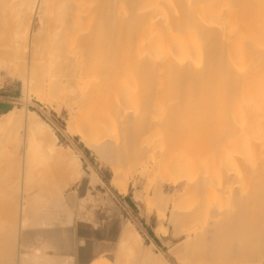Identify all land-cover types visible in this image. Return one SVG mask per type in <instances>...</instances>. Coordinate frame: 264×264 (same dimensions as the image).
I'll return each instance as SVG.
<instances>
[{"label": "bare ground", "instance_id": "6f19581e", "mask_svg": "<svg viewBox=\"0 0 264 264\" xmlns=\"http://www.w3.org/2000/svg\"><path fill=\"white\" fill-rule=\"evenodd\" d=\"M13 35L15 39L11 41ZM9 43H12L18 61L12 65L0 64V69L10 72L9 68L15 67L40 98L58 100L59 105L67 109L72 122L70 129L113 165V184L124 195L128 194V184L122 181L119 166L144 154L145 173L150 169H173L176 177H170L172 186L190 187L203 194V189L212 184L208 176L190 177L187 173L189 164H185L187 162L183 161L182 150L179 149L183 144L175 143L178 141L176 136L183 131L178 120L201 113L207 121L203 116L204 120L198 118L208 131H223L234 137L240 148L234 164L240 171V177L249 182V189L246 193L236 192L240 193L234 199L238 204L235 210L239 219L235 220L237 223L230 222L232 216L228 211L226 221H229L220 220L214 226L226 229L220 241L235 236L232 249L240 251V254L220 253L215 256L216 246L211 247L210 256L215 254L218 264H225L228 259L258 264L264 259V0H0V54L1 46ZM160 106H164L162 112L166 111L175 118L174 123H164L165 120L157 117ZM217 112H221L220 116L209 122L208 115L213 117ZM15 116L12 110L0 117V186L3 180L9 185L18 180L13 190L21 185V181L24 184L27 181L28 185L24 186L31 189L37 182L52 180L55 175L64 181L62 177L66 180L69 177L67 181L70 183L78 180L80 174L77 175L76 167L79 160L75 154L56 149L51 151L56 165L60 169L63 167L58 173L54 170L58 166L46 163V168L40 166L41 161L38 165L42 171L37 166L36 170L33 168L36 160L30 162V150L25 148L28 140L18 147L17 152L18 148L13 146L11 136L6 132L14 124ZM41 124L40 119H35L32 124L26 123V135L37 137L41 140L39 143H53V140L46 142L40 139L44 134ZM30 127L35 130L31 131ZM192 127L188 130L190 134L206 131L205 128L201 131ZM199 127L202 126L199 124ZM172 138L175 149L164 158L166 149L160 148L159 143L162 139ZM208 141L198 145L208 149L212 147ZM128 150L132 156L127 154ZM31 151L36 159V152ZM48 151L45 149L47 154ZM51 152L44 154L46 158L51 156ZM54 160L51 162L55 165ZM4 166L7 171L3 170ZM37 170L41 173L47 171L50 178L46 173V176L37 172L34 175ZM52 172L58 174L53 176ZM92 174L91 182H102L94 171ZM227 176L235 175L229 173ZM33 179H36L34 183ZM5 187H0V264H13L14 259L9 261V256L16 249L18 214L22 218L21 229H24L20 232L23 243L27 230L41 228L48 232L52 228L64 227L69 219L64 222L59 217L71 214V209L68 211L67 204H61L59 199L54 201L45 197L41 190L38 199L37 196L33 198V206L29 207L30 197L28 199L26 194L30 189L24 188L23 194L29 202L21 198L24 202L18 211L15 205L19 202V194L17 192V196L15 192L19 189L14 194L13 190L6 191ZM3 197H7L6 200ZM210 209H214L211 210L214 214L219 211L214 212L218 209L215 207ZM173 214L175 221L176 214L181 213L176 208ZM215 227L208 230L214 231ZM160 231L166 234L165 228ZM215 233L218 235L219 231L208 235ZM209 239L211 242V236ZM192 246L186 241L172 254L181 258V252L188 254L186 250ZM192 249L197 251L199 258L210 253L209 248L206 249L208 253L205 249ZM13 254L11 258L15 257ZM207 260L210 261L208 257ZM160 261L168 264L165 259ZM215 261L210 263L216 264Z\"/></svg>", "mask_w": 264, "mask_h": 264}, {"label": "rangeland", "instance_id": "374dc122", "mask_svg": "<svg viewBox=\"0 0 264 264\" xmlns=\"http://www.w3.org/2000/svg\"><path fill=\"white\" fill-rule=\"evenodd\" d=\"M9 23H11V22H9ZM14 39H15V36L14 35L11 36L10 40L13 41ZM11 44L12 43L1 46L2 50H1V54H0V64L8 63V64L12 65V63L14 64V62L17 63L18 60L15 56V50L13 49ZM10 68H9L10 72L5 71L3 69H0V117L2 115L9 113L12 110H14V112L16 113V116L14 117L15 118L14 124H11L10 130L9 129L6 130V132H8L9 135L11 136L10 140H11L13 146L18 148L20 145L24 144L28 140V142H26L27 143L26 146L28 145V147H25V148L26 149L28 148L27 149L28 151L30 150L29 153L27 151L28 156L31 157L30 162L32 163L33 160H36L33 163L35 165L33 168L35 169V167L37 166L36 168L38 169V167H39L40 169H38V170H41V171H42V168L40 166L46 167L45 166L46 163L48 166L50 164H53L51 166H54V167L58 166V169H54V167H53V169L57 172H58V170H59V172L61 170H63L62 166L60 169L59 165H56V161L52 158L53 153L51 151H53L54 149L60 150L63 152L68 151L72 154H75L76 157L78 158L79 165H77V167H76V173H77V175L80 174L78 180H75V182L70 183V180L67 181L69 179V177L67 180H66V178L62 177L63 179H65V181H64V180H61V178L59 177L61 175L60 174L58 176L60 178V180H59L56 177L57 175H55V174H58L59 172L58 173L54 172L55 174H53V172H52L53 176L55 175V177H53L54 179L52 177H51L52 180L46 179L47 177L46 178L44 177V179H46L45 181L37 182L36 183L37 185H34V186H32V184L29 183L30 184L29 187H31V186L33 187L31 189L28 187L27 188L25 187L26 185H28L27 181H26V184H24L22 181L21 182L19 181L21 185H19V187H16L17 189H19V191H16L17 189L13 190V189H15L14 184L17 183L18 180L16 182L13 181L14 183H11V185L7 184L6 183L7 181L3 180L2 181L3 185L0 186L1 188L6 186L5 187L6 191L7 190L12 191L13 190V193L16 191L15 193L17 196L19 194V198H18L19 202L17 205H15L19 208L14 207L15 209H17L19 211L20 207L22 206V204L24 202L23 201L24 199H21L23 197L25 198L24 188L30 189L28 193L26 192L27 193L26 195H28V199L30 197V200H29L30 202L25 198L27 203L29 202V207L33 206L31 204V200L33 198L35 199V197L37 196L36 199H38L39 191L41 190L45 197L51 198L54 201L59 199L58 201L61 202V204H65V205L67 204V206H66V208H68L67 210L69 211L71 209V211H69L71 214H67V216L71 217L70 218L71 221L73 220V217H72L73 214H93V212H95V211H98L99 214H105L106 212L111 211L112 208H114L115 206L119 207V206L123 205V202L125 200L124 197L127 196L128 194H130V196L134 197L135 201H137L141 206H143L145 208L147 214H154V213L159 214V216L164 221L167 220V214H170V216H171L170 224L173 226L174 236L177 238V245H178L177 247L182 245L186 239H187L186 240L187 242L193 244L192 247L196 248L197 250H200V248L205 249L204 251H206V253L209 252L211 247L215 248L216 246H218L217 251H214L215 254L217 253V255L213 254L212 256H210V254L213 250L212 251L210 250V253L205 255L208 257V259H210V261H208L207 257H204V256L203 257L206 259H204L202 257L199 258L198 255L196 254L197 253L196 250H194V249L190 250L192 247L190 249L186 250V251H189L188 254H187V252L182 251L181 252L182 255L180 254V256H181V258H180V257H178L179 255L177 256V255L172 254V251L175 248H177V247H175L172 251H170L171 258H172V261L174 264H203V263L204 264H212L210 262H214L216 260L214 257L220 255V253H222L221 255H225V253L227 255H229V253L231 255H233L235 253H236L235 255L240 254L239 253L240 251H237L235 249H234L235 250L234 251L232 249V243H233L232 240L235 239V236L233 235L234 238H232L231 237L232 235H231L230 237L232 239L229 237L231 240H228L229 238L225 237L228 239L226 240L224 238L223 239L225 242L224 243L222 240L220 241V238H221V236H224L226 229L224 228V226H221L220 228H217V226L216 227L214 226L220 220H224L225 223L228 222L229 220L226 221L228 219L227 214L230 212H231L230 213L231 215L229 214V216L230 217L232 216V221H230V222H234L235 220L236 221L239 220L237 211H235L238 209L237 208L238 204H235L236 202L234 200L235 198L237 199V196H236L237 193L236 192L241 191V192L246 193V191H248V189H249V182L244 181L240 177V171H239V169H237V166L234 164V158L238 154V151L240 149V148L238 149V146L235 142L234 137L227 136L226 133L223 131L213 132L211 129H209V130H211L212 132L208 131V129L205 128L206 126L204 125V123L202 122V124L205 127H203V125L200 122L201 121L200 119L203 116V114H201V113H199L200 115L197 114L196 116L195 115L192 116V117H194L193 119H192V117L188 118L190 120H188L187 118H183V120L182 119L178 120V121H180L178 123L182 126V129H183L182 132L184 134L182 132H180L178 134V136H176L177 137L176 139L178 141L175 140L176 141L175 143L179 142L180 144H183V145H181L182 147H180L179 149H180V151L182 150V152H180L181 153L180 155H181L182 159H184L183 161L187 162V163H185L186 165L189 164L188 165L189 168H188L187 173L189 174V176L191 175L190 177H194V175L195 176H201V175L208 176L213 185L212 184L207 185V187H205L203 189L204 191H202L203 194H200L199 192L197 193V191H195V190L193 191L190 187H182L181 188V186L180 187L179 186H172V180L170 179V177L174 179L175 173H174L173 169H169L166 171L150 169L148 172L145 173L144 167L146 166V158H145V154H144V156L139 158V159L129 161V162L124 163L122 165L120 164V166H119V168H120L119 172L123 177L122 181H125L128 184L127 185L128 194L124 195V194H122L121 190L115 184H113V181L115 180V178H114L115 172H114L113 165L108 163L107 161H105L103 158H101L95 152V150L93 148L89 147L87 145V143L84 140H82L79 135L75 134L70 129L72 122H70L71 120H70L69 115L67 113V109L64 108L63 106L61 107L59 105L58 100L52 99L50 101L46 98H45V100L40 98L38 94H36L33 90H31V88H30L31 86L24 81L25 77L20 72V70L16 69L15 67L14 68L10 67ZM162 109L164 110V106H160L161 111L159 113H157V117H160L162 119L156 117L157 120L160 119L161 121L165 120L164 123L167 121L169 123H172L171 121H173L175 118L174 117L172 118L170 115H168L166 111H164L166 113L162 112L163 111ZM217 113H215V115L213 114V117H212V115H210V116L208 115V117H210V118H208V121L214 122L215 118H218L220 116L219 114H221V112H217ZM206 118H205V120L203 118L202 119L204 121H207ZM35 119H40L43 123L40 126H41L43 133L45 135L42 134L43 137L40 139H42V141L44 139V141H46V142L53 140L54 142L51 141L53 143L48 142V144H47L45 142H41V143H44V144H41V143H39L41 140L39 141V139H37V137L35 138L32 135H26V131L24 128L25 124L26 123L32 124ZM190 121H192V122L190 123ZM197 121L199 122V124L202 127H199V124L197 123ZM15 122L16 123L18 122V123L16 124ZM186 122H188V123H186ZM209 122H208V124H209ZM173 123H174V121H173ZM195 123H197V126L195 125ZM193 124L196 127H192V126H194ZM205 124H207V122H205ZM185 126H187V127H185ZM190 127H192L193 129H196V128L200 129L201 131H203L202 129L205 128L204 130H206V131H204L205 133L200 132L201 134L198 133V135L197 134L194 135L192 133L190 134V132L188 131L191 129ZM30 128H31L30 129L31 131L35 130V129H32V127H30ZM184 128H186V129H184ZM36 135L40 136L38 134H36ZM213 136H214V139H217V140H214V139L212 140ZM221 137L224 140H222ZM218 138H221V139L218 140ZM208 139H209V141H208ZM225 140H227V141H225ZM206 141H208L209 144L212 143V147L208 148L210 150L206 149L207 147L206 146L204 147L202 145V144H204V142L206 143ZM201 142H203L201 145L204 148L202 146L198 145ZM222 142H225V143L221 144ZM215 143H218V144L220 143L221 145L219 144L220 146H217L218 144H215ZM50 144L53 146H50ZM44 145H45V148H43ZM46 145L48 147L50 146V148H48ZM214 146H216V147H214ZM159 147L162 149H164V148L166 149V151H164L166 153V154L164 153L165 154L164 158L168 154L169 155H170V153L172 154V152L175 149V144H174L173 138L171 140L162 139L161 142L159 143ZM31 149L34 152H36V154L38 155V156L36 154L34 155V156H36L35 157L36 159H34V157L32 156L34 153H32ZM45 149H47V151L50 150V151H48L49 153L51 152V156L50 155L48 156L49 158H46V155H48L49 153L47 154L45 152ZM18 151H19V148H18L17 152ZM126 152L129 156L132 153L129 150ZM41 153L43 154V156ZM44 154H46V155H44ZM146 156H147V154H146ZM50 158H52L54 160L55 165H54V163H52L53 160H51ZM40 161L43 163L40 164L41 163ZM38 164H40V166ZM30 166L32 167L33 165L31 164ZM48 166L46 168H48ZM3 170L7 171L8 168L6 166H4ZM38 170L34 171L35 172L34 175L37 172L39 174H43L46 176L47 171L44 173H41V171L38 172ZM50 171L48 170V172H50ZM93 171L98 175L99 179L102 182H96V181L91 182L90 177L93 175L92 174ZM229 173H231L232 175L234 174L236 177L235 176L228 177L227 175ZM39 174H37V175H39ZM141 174L144 176H142ZM63 175H64V173H63ZM47 176H48V174H47ZM34 180H36V179H33L32 182ZM118 181L120 182L121 180H118ZM210 186H212V187H210ZM138 191H140V192H138ZM207 191H209L208 194H207ZM211 191H213V192H211ZM17 192H18V194H17ZM23 192H24V194H23ZM29 193H30V195H29ZM137 193L139 195H136ZM209 193H211V194H209ZM240 193H238L237 195H239ZM233 196H235V197H233ZM14 197H16V196H14ZM60 197H63V198L61 199ZM6 198L4 199V197H3V200H6ZM0 200H2L1 197H0ZM11 200H13V198ZM13 202L15 203V201H13ZM9 203H6V204L8 206H10ZM35 203L36 202H34L33 204H35ZM25 205H28V204H25ZM236 205H237V207H236ZM1 206L4 207L5 205H1ZM211 207H213V208L215 207V209L218 208L214 211V212H216L217 210H219L218 212H216L217 214L216 213L214 214L211 211V210H214V209H210ZM176 208L181 213V214H179L180 218L176 219L178 223H176L173 220V216H174L173 211L176 210ZM229 208L230 209L232 208L231 210H233V211L228 210ZM180 210H182V211H180ZM183 211H186L187 213L186 212L183 213ZM228 211H230V212H228ZM234 212H236V213H234ZM220 213H222V214H220ZM209 214H213L214 216L210 217L211 215L209 216ZM33 215H35V214H33ZM223 215H225L226 217ZM234 215L237 217H235ZM220 216H222V217L220 218ZM17 217H18L17 218L18 219V228H17V226L15 228H17L18 233H16L17 236L15 235V238L17 237V239L20 240V237H21L20 232L22 233L24 231V229H23V227H22L23 230L21 229V219L22 218H20V214H18ZM28 217H30V216L28 215ZM29 220H31V219H29ZM16 225H17V222H16ZM175 225H176V227H175ZM205 226L206 227L208 226V227L206 228ZM218 226H220V225H218ZM211 227H212V229H213V227L217 228V229H215V228L214 229L219 231V234L217 235V233H218L217 232V233H215V235H212V234L208 235V233H211V232L213 233L215 231V230L213 231L211 229H210L211 231L208 230V228H211ZM204 228H205V231H204ZM15 230L16 229H14V232H15ZM17 230H16V232H17ZM203 231H204V233H203ZM210 236L212 238V241H211L212 243L209 242L211 240V239H209ZM212 236H214L215 239ZM199 238H202V239L200 241H198L199 242L198 243L197 239H199ZM218 238H219V240H216ZM17 239H15L16 240V241H14L15 243L19 242V240H17ZM207 240L209 243L207 242ZM214 240H215V243H218V245L215 243L213 244ZM228 242H230V243H228ZM211 244H212V246H211ZM219 244H221V245L223 244L222 245L223 247H221V245L219 246ZM207 248H209L208 252L206 250ZM228 248H229V250H228ZM218 250H220V252ZM227 250H228V252H227ZM186 255H187V257H186ZM263 257H264V249H263ZM212 258H214V260H212ZM216 258L218 261L219 260L218 257H216ZM228 260L229 261L232 260V262H229L226 260L229 264L230 263L232 264L233 262L235 264H237L238 262H239L238 264H240V263L247 264L248 263L246 260L239 261L240 259H231V260L228 259ZM217 261H215V263ZM220 262H222V261H220ZM223 262H225V261L223 260ZM227 262H225V264H228ZM258 262L261 264H264V259L259 260ZM216 264H218V263H216Z\"/></svg>", "mask_w": 264, "mask_h": 264}, {"label": "crops", "instance_id": "0c3cea01", "mask_svg": "<svg viewBox=\"0 0 264 264\" xmlns=\"http://www.w3.org/2000/svg\"><path fill=\"white\" fill-rule=\"evenodd\" d=\"M124 199L123 205L105 214L98 211L73 214L72 221L64 214L59 217L64 222L69 219L64 227L48 232L41 228L27 230L25 241L15 243V252L11 248L15 257L11 258L10 254L9 261L14 259L13 264H154L165 259L168 264H174L170 251L178 245L170 214L164 221L159 214H147L130 194ZM178 218L180 215L176 214V223ZM161 228H165V235Z\"/></svg>", "mask_w": 264, "mask_h": 264}]
</instances>
